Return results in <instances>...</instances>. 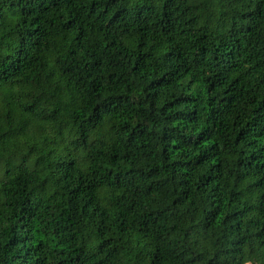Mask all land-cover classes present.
<instances>
[{
  "label": "trees",
  "instance_id": "16d2710c",
  "mask_svg": "<svg viewBox=\"0 0 264 264\" xmlns=\"http://www.w3.org/2000/svg\"><path fill=\"white\" fill-rule=\"evenodd\" d=\"M264 264V0H0V264Z\"/></svg>",
  "mask_w": 264,
  "mask_h": 264
},
{
  "label": "rangeland",
  "instance_id": "374dc122",
  "mask_svg": "<svg viewBox=\"0 0 264 264\" xmlns=\"http://www.w3.org/2000/svg\"><path fill=\"white\" fill-rule=\"evenodd\" d=\"M248 264H262V263L259 260H256V261H254L252 263H248Z\"/></svg>",
  "mask_w": 264,
  "mask_h": 264
}]
</instances>
